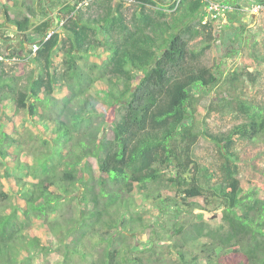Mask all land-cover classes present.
Segmentation results:
<instances>
[{
  "label": "trees",
  "instance_id": "16d2710c",
  "mask_svg": "<svg viewBox=\"0 0 264 264\" xmlns=\"http://www.w3.org/2000/svg\"><path fill=\"white\" fill-rule=\"evenodd\" d=\"M133 1L129 8L124 0H39L43 19L33 29L37 40L27 34L28 18L7 16L21 33V52L35 66L22 75L5 70L4 61L18 54L11 38L1 36L0 264H151L128 253L134 248L129 239L151 225L133 212L136 193L165 215L182 214L181 205L195 208L196 202H188L193 198L223 207L216 226L200 213L189 220L182 242L170 247L178 264H197V255L187 254V242L210 262L219 257L221 264H264V142L254 146L261 163L258 158L239 165L228 148L264 136V112L257 114L246 98L230 99V112L251 117L220 132L221 141L212 140L226 179L192 184L186 175L194 146L208 140L202 108L222 76L223 57L239 50L245 74L259 43L240 49L239 27L228 53L211 64L200 56L223 38L224 27L223 33H230L231 21L242 17V3L252 0ZM208 1L231 8L225 17H212ZM2 8L9 13L8 4ZM227 17L230 23L220 24ZM203 26L217 33L211 38ZM66 39L72 46L61 67L55 58ZM33 42L39 48L32 55ZM82 56L101 62L87 68L78 61ZM18 94L27 106L16 108ZM112 106L122 111L108 137L102 132ZM27 124H35L38 133L27 137ZM150 239L141 243L143 251L153 250Z\"/></svg>",
  "mask_w": 264,
  "mask_h": 264
},
{
  "label": "rangeland",
  "instance_id": "374dc122",
  "mask_svg": "<svg viewBox=\"0 0 264 264\" xmlns=\"http://www.w3.org/2000/svg\"><path fill=\"white\" fill-rule=\"evenodd\" d=\"M0 1V4H8V11L11 14H6L5 11H3V8L0 9V22H2V25L0 27V40L2 41V35H8L11 38L10 41L13 44L12 46L14 47V51L18 54V56H13L12 58L5 60L4 62L6 65L4 68L7 71L22 75L27 70L35 66V64L27 59V56L23 54L24 52H21L19 46L21 33L18 32L15 24L11 21H8V19L6 18L7 16L10 18V20H15L16 18H28L29 29L27 34L31 39H34L37 35L33 31V29L35 25L41 22V20L43 19V13H41L42 8L39 0H14L11 2L7 0ZM54 1L60 2L63 0ZM124 1L127 7H134L135 2L133 0ZM242 4L243 11L239 14L240 16H242L241 18L232 20V23L228 21L229 17L220 20V24L224 25L230 23V26L232 25V27H230V33H223V31H226L227 29L224 27L220 31V33H222L221 37L223 38H218L219 40L217 39L218 41L212 49H207L206 51H204L200 56V60L203 63L211 64L214 63V59L216 56H218V54L228 53L230 49L232 50L234 48V44L231 40L232 37L234 38V40H237L234 37V32L236 31V29H239V27L242 29L243 39L241 40L240 46L236 45V48L237 46H239L240 49L246 48L249 50V47H247V43H251L255 40L259 43L257 49V58L252 60L251 57H253V55L249 56L248 63L250 67L247 69L245 74H242L241 70L245 65L242 60V54H240L239 50L236 49L237 52L234 55L228 54L229 56L226 55L223 57L224 64L222 65V76L218 84L207 93L208 103L204 108H202L203 117L208 122V125L210 127L209 133L206 135V138L208 140L200 139L196 143L193 148L192 158L187 167L186 175L188 179H190L192 184L206 180H209V182H216L218 180L226 179L219 166L221 151L219 147L212 142V140L221 141L222 139H220V132L228 130L232 125L248 121L251 117L249 115L251 113L243 114L230 112L229 100H237L239 97L246 98L254 104V111H256L257 114H259V110L264 112V5H261L260 10L254 12L251 10L252 6L257 5L255 4L254 0H252V5L248 4L247 2H244ZM28 7L30 9H32L31 7H33L32 10L34 11V14L31 13ZM51 7V9L56 12L57 6L51 5ZM234 27L236 28L234 29ZM203 28H206V26H203ZM55 29L57 30V26L55 27ZM206 29L209 30L211 38L217 33L215 28L207 27ZM52 31L54 32V30ZM37 39L38 38H36V40ZM61 45L64 49L57 52L55 59L56 62H58L62 67L61 62H65L63 55L66 52V49L72 46V43L71 41L66 39V41H64V43H60L59 46ZM26 48L28 51L27 46ZM78 61L80 64H84L87 68L91 62H101L100 60L95 59L92 56L79 57ZM15 102L16 108L28 105V101H26L19 94L16 96ZM98 104L100 105V103ZM103 106L104 105H102L101 108ZM39 108H41V106ZM121 111L122 109L118 106H112L108 111H105L106 121L108 123V126L102 132L105 134V136H113V130L111 126L113 121L119 119ZM17 112L18 109H16V115L18 114ZM15 122L17 123V128L20 129L21 119L18 115L15 116ZM28 126L27 128L23 129L24 134L27 135V137L31 136V134L33 133H38L35 124H30ZM253 142L255 143V145H252ZM262 142H264V136L257 138L255 141L241 139L228 148H230L232 153H234V157H239L237 161V164L239 165H245L248 161L257 162L258 158V163H261L263 162V160H261L259 156L254 155V146L257 147V145ZM36 143L37 145H39V142L35 141V144ZM111 186L112 183L110 184V187ZM161 192L164 193L163 190H161ZM134 197V203L132 204L133 212H141V214L139 215H142L143 218L145 217V220H147L145 221L147 222V225L148 223H150L151 225L146 227L144 231L138 233L136 240L135 238L129 239L130 243L134 245V248H132L131 246L128 253L129 255H131V257L137 256L138 258L144 259L145 261L151 260V264H178V255L175 254V252L170 251V247L174 242H177L176 244L182 242L188 222L190 219L195 220L194 216L196 214L200 213L203 216V219L210 226H216L220 222H222L221 216L223 207L221 205L216 207L215 203L217 201L206 203L201 198L189 199L188 202L194 201L199 205H193L195 206V208L193 209L181 205V207H185L186 210L189 211L184 210L182 214L177 216L175 215L173 210H171L167 215L161 213L157 208L158 206H155V203L152 199L145 202L142 200V196L139 193H136ZM177 201L180 202V198H177ZM135 212L134 214H136ZM156 218H158L157 221ZM180 226L183 227V230L179 229ZM150 238L153 239L154 244H152L151 248L153 250L143 251L144 246L141 243L148 240L150 241ZM203 239L205 240V238ZM187 243L189 246L186 249L187 254L191 252L190 256L197 255V264H213L215 262L221 264V260L219 257L215 261L210 262L206 259V257L199 256L200 253L196 249H200L196 245L193 246L189 244L190 242ZM103 244L104 242H102V245ZM194 244L197 243L195 242ZM134 263L137 262H133L132 264Z\"/></svg>",
  "mask_w": 264,
  "mask_h": 264
},
{
  "label": "built area",
  "instance_id": "2783aa9c",
  "mask_svg": "<svg viewBox=\"0 0 264 264\" xmlns=\"http://www.w3.org/2000/svg\"><path fill=\"white\" fill-rule=\"evenodd\" d=\"M229 7L230 6L228 4H222V3H219L216 1H208V6L205 9L209 15H211L212 17H216L218 15H224L226 13V10L229 9ZM260 8H261V5H255V6L251 7V10L256 12V11L260 10ZM204 22H205V20H204ZM52 33H53L52 30L49 31L47 33L46 37L44 38V40H47L48 38H50ZM38 48H39L38 42H33L31 44V54L32 55L35 54L36 51L38 50ZM0 59H2V58L0 57ZM6 60H8V59H6Z\"/></svg>",
  "mask_w": 264,
  "mask_h": 264
},
{
  "label": "clouds",
  "instance_id": "9594fccd",
  "mask_svg": "<svg viewBox=\"0 0 264 264\" xmlns=\"http://www.w3.org/2000/svg\"><path fill=\"white\" fill-rule=\"evenodd\" d=\"M226 14V13H225ZM225 14L224 15H221V16H225Z\"/></svg>",
  "mask_w": 264,
  "mask_h": 264
}]
</instances>
